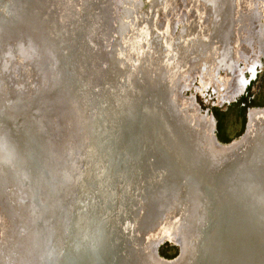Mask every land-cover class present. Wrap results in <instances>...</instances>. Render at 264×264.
I'll return each instance as SVG.
<instances>
[{
  "label": "bare ground",
  "instance_id": "1",
  "mask_svg": "<svg viewBox=\"0 0 264 264\" xmlns=\"http://www.w3.org/2000/svg\"><path fill=\"white\" fill-rule=\"evenodd\" d=\"M26 1L0 0V42L14 37L13 47L0 48V264H158L150 255L158 238L148 246L146 231L166 217L158 236L183 240L177 264L206 261L215 229L202 173L220 176L211 165L227 151L214 148V125L181 103L177 83L195 66L236 74L240 31L249 43L259 37L254 13L239 17L235 0H194L193 16L175 32L150 11L138 14L136 0ZM154 1L166 14L170 0ZM96 35L104 64L92 85L77 72L81 88L68 86L62 73L88 59L83 39L95 47ZM248 131L264 142V111H251ZM251 163L257 170L264 157ZM154 195L165 202L156 220Z\"/></svg>",
  "mask_w": 264,
  "mask_h": 264
},
{
  "label": "water",
  "instance_id": "2",
  "mask_svg": "<svg viewBox=\"0 0 264 264\" xmlns=\"http://www.w3.org/2000/svg\"><path fill=\"white\" fill-rule=\"evenodd\" d=\"M32 1H34L35 7V5H37L36 2L39 4L40 0ZM45 1L50 6L57 5L55 1L51 2L53 0ZM99 1L102 2L103 0ZM104 1L109 2L111 0ZM27 3L28 0L24 4L27 5ZM30 3L31 2H29L28 9H31ZM59 4L63 5L64 3L61 1L58 3V5ZM53 12H57V10H53ZM96 24L97 27L95 30H97V33L101 37V35L104 34L106 26L108 25L104 14L101 18L96 19ZM7 35L8 34L4 35L2 41L0 42V48L3 50L5 48L13 47L11 43L13 42L12 40L14 37L9 35V38ZM94 39L95 43H97L95 47L90 45L86 38L83 39L84 46L82 44V47L85 48L86 53H88V59L85 61H78V65L76 66L78 70L75 71L74 68L72 73L67 72V74L61 72L62 76L65 77V81L67 82L68 86L75 89L81 88L79 79L75 76L77 72L84 76L82 77V85L93 84V77H95L94 72L100 66L102 67L104 63L100 65V60L106 56L102 52L103 49L98 36L96 35V38ZM37 42L39 44L38 40ZM97 46H100V48ZM68 48H70L73 53H77L79 51V47L76 46L72 40H69ZM101 49L102 54L99 55ZM56 54H58V52H56ZM61 54L65 60H69V63H71L73 59L71 55L66 56L62 51ZM53 60V69L57 71V63L60 60V56L57 58L54 57ZM115 68L117 69L118 73L120 71V78L122 71L121 69L119 70V67L116 65ZM168 91L169 88H167V92ZM49 108V112L45 119V123L48 127L50 126V121L53 114L51 103L49 104ZM259 111L263 112L264 110ZM249 123L243 137L238 141L232 142L228 146H222L218 141V138L215 136L216 142L214 141L213 143L214 148L219 151H227V154H225L226 152L223 153V157L225 158L224 161H220L218 165L212 164L211 166H216L213 167V169H218V175H220V173L222 174L217 176L215 174L208 173L209 171L207 173H202V177H204L205 180L204 182H206L207 192L211 194V200H208V202H210V205L213 208L211 229H215V232L214 240L210 243L212 248L209 250V252L205 253L207 254L206 256H208L207 260L201 262L200 264H264V182L260 178L264 170V164H262L257 170H253L251 166L252 159L255 156L264 157V142L256 143L255 140H252L254 134L250 136L248 133ZM208 158V162L212 161L213 163L216 161V158L214 159L211 156ZM208 162L206 161L207 164H209ZM235 163H238L237 166H233ZM231 166L233 167L231 168ZM234 168L241 169L242 171L239 181L235 180L238 174H236ZM229 169L230 171H228ZM4 195L8 200L7 190H5V187ZM165 196L169 198V195L166 194ZM160 197L161 195H154L152 197V199H155L150 203L153 211L151 216L152 220L157 219L161 212V205H165V202L160 200ZM5 211H7V213L10 215L9 209ZM167 219L168 217L162 220L159 219L153 226L150 228L149 226L147 227L146 242L149 246V242L151 240L158 238L155 247H152V249L149 247L151 251L150 255H152L151 259L154 263L177 264L183 254V240L176 237L173 233H169L170 235L166 236H158L161 228L159 227L160 224ZM156 225L159 226L157 227ZM178 227L180 232L182 228L181 226ZM172 228L174 227H170V232L173 231ZM151 234L152 236H150ZM168 239H172L174 242L179 244L182 250L180 256L177 259L166 262L165 259H162L158 255L156 247L159 245V243H161V241Z\"/></svg>",
  "mask_w": 264,
  "mask_h": 264
},
{
  "label": "rangeland",
  "instance_id": "3",
  "mask_svg": "<svg viewBox=\"0 0 264 264\" xmlns=\"http://www.w3.org/2000/svg\"><path fill=\"white\" fill-rule=\"evenodd\" d=\"M136 1L140 3L139 8L142 5V8L136 11L138 14L150 11L151 16L157 19L160 17L162 29L169 24L175 32L181 31L185 22L196 10L193 5L194 0H176L175 4L173 0H170L166 2V14L164 9L153 7L154 0ZM153 8L155 9L152 10ZM249 9L256 16L253 29L257 31L259 37L258 42L250 46L244 31H240L242 53L237 54L234 61L237 73L230 78L224 68L207 72L195 66L188 71H186L188 68L182 70L180 81L177 83V93L181 103H191L199 117L212 122L213 133L224 145H229L243 137L252 110H264V0H239L238 2L235 0V12L239 14V17ZM243 78L247 81L245 85H243ZM2 223L0 211V229ZM156 248L158 255L169 261L177 259L182 250L181 246L172 239L161 241Z\"/></svg>",
  "mask_w": 264,
  "mask_h": 264
},
{
  "label": "flooded vegetation",
  "instance_id": "4",
  "mask_svg": "<svg viewBox=\"0 0 264 264\" xmlns=\"http://www.w3.org/2000/svg\"><path fill=\"white\" fill-rule=\"evenodd\" d=\"M210 22V21H209ZM248 43H249V40L247 41ZM251 42H252V45H255L256 44V42H258V39H257V41H256V39H252V40H250V45H251ZM248 45V44H247ZM249 46V45H248ZM258 46V45H257ZM223 58H225V56H223ZM227 58V57H226ZM226 58L224 59V61H225V63H226ZM222 63H224V62H222ZM226 71H228V70H226ZM230 78H231V76H230ZM230 78H229V80H230ZM244 79V78H243ZM245 83H247V81H245L244 80V85H245Z\"/></svg>",
  "mask_w": 264,
  "mask_h": 264
}]
</instances>
